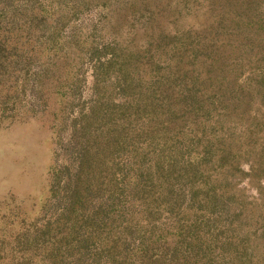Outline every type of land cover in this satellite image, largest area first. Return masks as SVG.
<instances>
[{"label": "rangeland", "instance_id": "1", "mask_svg": "<svg viewBox=\"0 0 264 264\" xmlns=\"http://www.w3.org/2000/svg\"><path fill=\"white\" fill-rule=\"evenodd\" d=\"M211 1L0 0V264H264V34Z\"/></svg>", "mask_w": 264, "mask_h": 264}, {"label": "trees", "instance_id": "2", "mask_svg": "<svg viewBox=\"0 0 264 264\" xmlns=\"http://www.w3.org/2000/svg\"><path fill=\"white\" fill-rule=\"evenodd\" d=\"M211 9L218 10L219 14H216V19L212 22V27L221 30L222 32L229 33V30H237V32H245L247 34L257 32V34H264V12L259 13L261 7L264 8V0H213L210 2ZM213 32V31H210ZM224 33V34H225ZM201 48L196 49L195 53L200 54L204 59L201 61L205 65L207 72L219 71V62L224 59V45L221 44L217 46V43L212 39L209 43H202ZM198 50V51H197ZM193 87V86H192ZM178 92V90H177ZM184 89H179V93L183 94ZM193 90L187 89L186 98L192 101L193 105H198L199 101L197 95L192 93ZM192 93V94H191ZM168 94V93H166ZM184 97V99H185ZM79 196L74 195V201L78 202ZM73 211V210H72ZM84 219V218H83ZM82 220V219H80ZM84 219L82 222H85ZM49 237H51V232L45 230L40 233L38 237H34V244L37 242L44 243L48 242ZM29 240V239H28ZM88 239H79L77 246L73 248L78 250L79 248H87ZM30 243V241H29ZM51 250L47 249L45 251V258L49 262L47 264H55V257L59 256L58 264H65V256L57 244L53 243ZM73 249L68 251L73 253ZM48 255V256H47ZM32 259H23L16 264H32ZM77 264H86L83 259L79 258Z\"/></svg>", "mask_w": 264, "mask_h": 264}]
</instances>
